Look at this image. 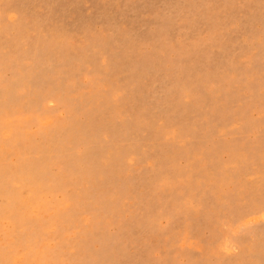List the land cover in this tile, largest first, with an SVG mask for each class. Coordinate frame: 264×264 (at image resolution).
<instances>
[{
	"label": "rangeland",
	"instance_id": "374dc122",
	"mask_svg": "<svg viewBox=\"0 0 264 264\" xmlns=\"http://www.w3.org/2000/svg\"><path fill=\"white\" fill-rule=\"evenodd\" d=\"M0 264H264V0H0Z\"/></svg>",
	"mask_w": 264,
	"mask_h": 264
}]
</instances>
